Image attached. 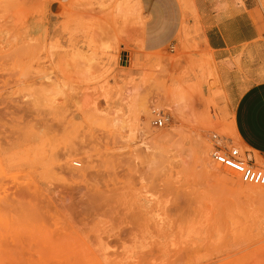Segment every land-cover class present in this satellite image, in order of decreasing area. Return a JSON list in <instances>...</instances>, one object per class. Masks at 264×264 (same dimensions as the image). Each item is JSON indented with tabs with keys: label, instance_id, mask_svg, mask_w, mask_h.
<instances>
[{
	"label": "rangeland",
	"instance_id": "rangeland-1",
	"mask_svg": "<svg viewBox=\"0 0 264 264\" xmlns=\"http://www.w3.org/2000/svg\"><path fill=\"white\" fill-rule=\"evenodd\" d=\"M147 1L0 0V264H264V195L212 154L264 169V0L222 62L193 0Z\"/></svg>",
	"mask_w": 264,
	"mask_h": 264
},
{
	"label": "crops",
	"instance_id": "crops-1",
	"mask_svg": "<svg viewBox=\"0 0 264 264\" xmlns=\"http://www.w3.org/2000/svg\"><path fill=\"white\" fill-rule=\"evenodd\" d=\"M143 8H150L147 0H141ZM200 23L204 32L205 41L214 52L215 59L219 62L236 56L246 45L256 42L260 34L249 15V7L239 6L234 0L224 2L220 0H193ZM147 9V10H148ZM148 12V13H147ZM145 21L147 47L153 36L154 26L158 19L154 12L147 11ZM264 88L255 91L249 102L257 101V118L264 121ZM245 102V104L248 103ZM244 104V105H245Z\"/></svg>",
	"mask_w": 264,
	"mask_h": 264
},
{
	"label": "bare ground",
	"instance_id": "bare-ground-1",
	"mask_svg": "<svg viewBox=\"0 0 264 264\" xmlns=\"http://www.w3.org/2000/svg\"><path fill=\"white\" fill-rule=\"evenodd\" d=\"M166 136H167V134L165 136H161L160 139L166 140V138H167ZM168 139H169V137L167 138V140ZM201 152H202V156H203V166H204V168L208 169V172H209V170H211V167L209 165V163H210L209 162V160H210L209 156H211L210 155L211 150L209 151L206 148H203V150L201 149ZM214 153H215V151L214 152L212 151V154H214ZM225 172L224 171H220V172L215 171V172H212V175L217 177V178H220L221 180H219V179L218 180L223 182L224 184H234L235 185L234 180H232V178H230L227 175V173H225ZM248 191L250 193L257 194V195H264V186H253V187H250V189ZM128 212H129V214L125 215L126 216L125 223L127 224V227L129 226V228H125L124 230H122V232L120 233V240L123 242H126V243L138 242L139 240L142 239V236L146 232L147 223H145V221H143V218L138 213L130 212V211H128ZM116 241H118V240H116ZM118 242H120V241H118Z\"/></svg>",
	"mask_w": 264,
	"mask_h": 264
},
{
	"label": "built area",
	"instance_id": "built-area-1",
	"mask_svg": "<svg viewBox=\"0 0 264 264\" xmlns=\"http://www.w3.org/2000/svg\"><path fill=\"white\" fill-rule=\"evenodd\" d=\"M155 126L163 128L165 119H157ZM213 158L217 164L239 174L243 183L251 186H264V169L255 168L250 161L243 158L238 149L223 153L221 148L216 145Z\"/></svg>",
	"mask_w": 264,
	"mask_h": 264
}]
</instances>
